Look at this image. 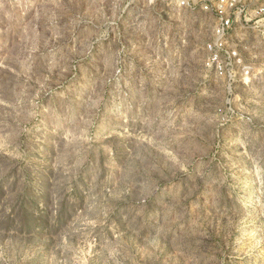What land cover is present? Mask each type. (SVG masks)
I'll list each match as a JSON object with an SVG mask.
<instances>
[{
	"label": "rangeland",
	"instance_id": "rangeland-1",
	"mask_svg": "<svg viewBox=\"0 0 264 264\" xmlns=\"http://www.w3.org/2000/svg\"><path fill=\"white\" fill-rule=\"evenodd\" d=\"M214 24L0 0V264H264V18L233 34L234 82Z\"/></svg>",
	"mask_w": 264,
	"mask_h": 264
},
{
	"label": "built area",
	"instance_id": "built-area-1",
	"mask_svg": "<svg viewBox=\"0 0 264 264\" xmlns=\"http://www.w3.org/2000/svg\"><path fill=\"white\" fill-rule=\"evenodd\" d=\"M157 1L167 8L203 13L215 21L211 38L205 46L206 66L210 71L230 82L236 81L239 76L249 74L233 34L236 29L243 31L244 34V31L251 28L255 17L264 18V0H261V5L256 8L254 0Z\"/></svg>",
	"mask_w": 264,
	"mask_h": 264
}]
</instances>
